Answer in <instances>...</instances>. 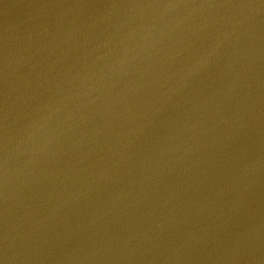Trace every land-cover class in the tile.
Masks as SVG:
<instances>
[{
	"label": "water",
	"instance_id": "water-1",
	"mask_svg": "<svg viewBox=\"0 0 264 264\" xmlns=\"http://www.w3.org/2000/svg\"><path fill=\"white\" fill-rule=\"evenodd\" d=\"M0 264H264V0H0Z\"/></svg>",
	"mask_w": 264,
	"mask_h": 264
}]
</instances>
